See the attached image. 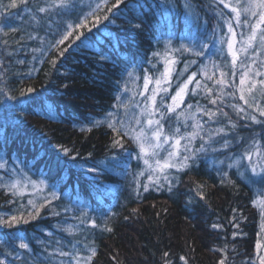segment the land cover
<instances>
[{"label": "trees", "instance_id": "16d2710c", "mask_svg": "<svg viewBox=\"0 0 264 264\" xmlns=\"http://www.w3.org/2000/svg\"><path fill=\"white\" fill-rule=\"evenodd\" d=\"M98 2L71 0L74 6L67 11L40 13L36 9L51 0H28L27 5L19 0H0V164L4 165L0 167V215L23 214L28 220L13 228L0 227V260L5 264H69L70 258L60 257L58 251L86 256L92 247L97 251L93 264H164V252L169 253L171 264H219L224 258L226 264H252L261 217L251 201L264 192V183L246 171L247 161L239 169L228 165L254 135L260 139L262 127L239 119L230 105H243L236 89L245 70L240 64L247 67L256 60L253 70L264 71L260 67L264 54H254L252 49L238 53L233 68L225 24L233 14L217 0H124L113 13L102 8L97 15H108L109 19H101L95 26V17L89 15L91 30L76 29V34L83 32L79 40L73 35L55 47L67 25L78 23ZM12 3L17 7H10ZM111 3L115 0H109V6ZM135 23H141L142 28H133ZM232 24L239 41L249 29L237 27L234 20ZM69 43L71 47L60 56L59 50ZM182 45L190 50L184 51ZM194 51L204 54L197 56ZM168 66L167 91H160L156 98L164 113L165 132L176 128L181 134L191 132L193 121L183 115L178 118L180 113L191 112L204 124L201 136L206 139L220 127L227 133L213 136L190 169L168 170L170 178L179 177L178 182L173 180L171 192L166 184L159 190L151 185L143 161L137 159L135 143L123 137V147L113 146L116 134L107 127L109 121L116 123L114 112L129 75L135 72L140 80L145 76L155 80L163 78ZM221 72L229 82L223 92L235 95H224L223 101L214 105L209 99L216 98L221 88L215 84ZM193 73L200 87L189 83L184 103L175 113L167 112L176 88ZM204 85L213 89L211 94L203 90ZM29 87L34 91L28 93ZM194 88L196 92L190 91ZM256 95L259 98V93ZM144 104H140L143 110ZM197 106L212 111L222 108L237 122V128L232 130L219 112L210 121ZM155 118L160 119V112ZM96 121L104 123L95 126ZM224 139L230 141L228 148L222 147ZM201 143L197 137L192 146L198 148ZM62 148L69 149V155ZM89 168L96 171L89 172ZM244 171L242 178L238 172ZM224 172L235 186L221 183ZM29 179L45 181L46 190H35ZM16 181L14 194L10 185ZM142 184H149V191L145 192ZM198 185L203 186L204 200L197 195ZM53 191L59 199L51 198ZM45 197L51 203L32 220L28 201L39 206ZM133 209L138 212L133 213ZM93 220L96 227L89 223ZM213 224L219 227L213 228ZM69 227L71 231L66 230ZM105 227L112 231H105ZM17 236L24 238L29 250L18 247Z\"/></svg>", "mask_w": 264, "mask_h": 264}, {"label": "snow or ice", "instance_id": "6c2138e0", "mask_svg": "<svg viewBox=\"0 0 264 264\" xmlns=\"http://www.w3.org/2000/svg\"><path fill=\"white\" fill-rule=\"evenodd\" d=\"M20 3L27 5L28 0H19ZM124 0H115V3H111L109 6V0H99L98 3H96L95 8L90 11V13L86 16H84L82 19L79 20L78 23H69L67 25V28L60 39L55 41V47H59V45H62L65 43V41L69 40L70 37L75 35V39L79 40L81 36L83 35V32L81 31L79 34L75 33L76 29H85L87 28L89 31L91 30L89 28V20L88 16L95 17L94 21L92 22V26H95L96 24H99L101 22V19L108 20V15H103L102 17L97 15L102 8L106 9L107 13H113L114 9L119 8V5L122 4ZM219 4H222L224 8L229 9V11L233 14L231 19H225V24L228 29V33L230 34L227 38V48L228 53L232 57V66L235 68L237 66V61L239 59L238 53H247L249 49L253 50V53L260 52L261 54H264V0H217ZM74 5L71 3V0H51V3L47 6H41L38 7L36 10L40 13H46L50 9L52 10H69ZM10 7L15 8L17 7L16 3H12ZM91 8V5H89ZM222 15V14H221ZM242 17L244 19L242 20ZM236 22L237 27H246L249 29V31L246 34H241V38L239 41L236 40V32L234 31V27L232 24V21ZM135 29H141L142 24L141 23H135L131 25ZM0 31H3V29H0ZM12 31H16L15 29H12ZM223 37L221 38V42H223ZM5 43H7L5 41ZM239 43L240 48H235V45ZM254 45H258V47L254 48ZM71 47V43L67 45V47L59 50V55L63 56L65 52L68 51V48ZM202 47H207V45H202ZM184 51H189L190 49L181 46ZM194 54L197 56H202L204 53L200 51H194ZM155 55V54H154ZM101 59H105V57H101ZM20 63H23V61H20ZM53 65H55L56 61H52ZM256 64V60H253L251 64H248L247 67L243 63L240 64L241 68H244L245 70L240 74V81L239 85L236 86L237 91L239 92V100L243 102V105L239 103L231 104L230 106L236 113V115L241 120H248L252 124H258L262 127V133L260 134V139H256L255 135L247 141L245 144L244 150L242 153L237 155L232 162L228 165L229 168L237 167L242 168L245 167L243 165V161H247V170H250L254 176L259 177V182L264 183V120H260L257 118V115L254 113H258L260 117H264V79L256 80L254 77H264V71L259 70L257 68L255 71L252 68V65ZM206 67V66H205ZM260 67H264V61H261ZM252 72L253 76H250L249 73ZM233 75L236 73L233 72ZM131 75V74H130ZM196 74L193 73V75L188 77V80L181 86H179L176 90L175 95L171 97L172 103L167 105V112L169 113H175L176 109L180 107L182 103H184V97L186 93L189 91L188 84L194 82L197 85V88L200 87V81L199 80H193V77ZM164 76V82H167L168 78V72L163 74ZM226 74L221 72L220 78L215 80L216 85H220L221 88L216 94V98L209 99V103L211 104H217V101H223L224 95L234 96V93H227L225 94L223 92V86L228 84V80L225 78ZM145 88L147 89L149 78L145 76ZM208 79H213V77L209 76ZM161 80H156V84L160 85ZM259 85V88L257 87ZM231 86V85H230ZM160 91L166 92V88L159 89ZM203 90L207 93L211 94L213 89L208 88L207 85L203 86ZM28 93H31L34 91L33 88L29 87L26 90ZM156 89H153V92H155ZM190 91L196 92V89H191ZM257 93H259V98L257 97ZM25 93L22 91L21 95H24ZM9 99H15L13 96H9ZM119 99V97H117ZM152 106L153 110L148 111V106H145L144 113L146 114V121H140L137 120L136 123L140 125L139 130L136 129H129L125 127L123 122H119V126H117V123H113L111 121L107 122V127L111 129L113 133L116 135L113 137V146H120L123 147L121 143V139L123 137H129L133 142H135L139 148V155L137 156V159H140L143 161L145 168L148 172V180L150 181L151 185L155 186L157 190L159 188L163 187L165 184L167 185V189L169 192L172 191L173 188V180L179 181V177H171L169 176L168 170L175 169L177 172H183L186 169H190L191 163L194 162L197 159V154L200 152H203L206 150V146L212 142V137L220 135L221 133H224L225 135V129L223 127L217 128L214 132L208 133L207 139L204 136H201V132L204 130V124L201 123L195 116V113H180L179 116L183 115L185 116V119H191L193 121L191 127V132H185L181 134L180 128H176L171 132H165L164 124L162 123L164 119V113L160 111V106H157L156 104V96L152 95L147 98ZM188 108L191 109L192 105H188ZM249 109L251 111H249ZM198 111H202L203 114L207 115L209 117V120H214L217 117V112L222 114L225 118L228 119V123L231 126L232 130H235L237 128V122L233 121L227 112H224L222 108H217V111H212L211 109H201L199 106H197ZM156 112H160V119H155ZM111 115V114H109ZM102 121H96L95 126H100ZM187 127V125H186ZM88 131H91V129H87ZM116 137H120V139H117ZM199 137L202 143L200 146L193 147V141L196 140V138ZM243 140L244 138H240ZM181 141H186L184 145L181 144ZM165 145H168L169 147H165ZM230 145V141L228 139L223 140L222 147L228 148ZM181 147H183V152H181ZM216 151L217 149H213ZM61 151L65 155H69V149L62 148ZM91 155V154H89ZM73 159H76V157H72ZM222 163V162H221ZM3 164H0V167H3ZM89 172H94L96 169L89 168ZM246 171L244 172H238V174L244 178L246 176ZM141 175L144 174L142 171L140 173ZM27 179V178H26ZM229 183L233 184L234 182L229 178V175L227 172L223 173V177L221 180V183ZM255 183L256 181H252ZM19 181L13 182L10 187L11 189L15 190L17 189ZM28 183L32 185V187L42 192L45 187V181L40 180L39 182L28 180ZM2 187V185H0ZM140 187H143V190L145 192L149 191V184H142ZM203 186L198 185L197 186V195L200 197V199L204 200L206 199L205 193L202 190ZM139 195V193H137ZM51 198L52 199H59L57 193L55 191L51 192ZM45 203L39 204L37 206V203L33 200H29L28 203L31 206V210L28 211V216L35 220L40 215V209L45 207V204L51 203V200H49L47 197L44 198ZM252 204L258 208L260 217H261V225H260V233H258V238L256 242V249H257V255L256 259L253 260L252 264H264V255H261L260 253L264 251V244L261 243V239H264V236L261 234H264V192L261 193L260 196L253 198L251 201ZM133 213H137L138 209H133ZM233 211H236L233 209ZM54 215H59V213H54ZM81 215L83 217L87 216L86 212H82ZM236 218L233 217V220ZM28 223V220L23 219V214L20 216L12 215L5 218L4 216L0 215V227H7V228H13L14 226L18 225L19 223ZM84 221L81 220V223ZM89 223L92 225V227H96V222L89 221ZM234 227H237L238 225L234 224ZM213 228L219 227V225L213 224ZM67 231H71V228L66 229ZM105 231L111 232L112 229L110 227H105ZM17 239L19 240L18 247L23 250H29V244L24 242V238L22 236H17ZM57 254L60 257H69L70 261L69 264H93V258L97 255V251L95 248L89 247L88 248V255H81L79 252H67L60 250L57 252ZM164 264H171V261L168 259L169 253L164 252ZM16 259H20L19 255H16ZM181 260L184 259V257L180 258ZM0 264H5L4 260H0ZM185 264L187 262L185 261ZM219 264H226V258L221 259Z\"/></svg>", "mask_w": 264, "mask_h": 264}, {"label": "rangeland", "instance_id": "374dc122", "mask_svg": "<svg viewBox=\"0 0 264 264\" xmlns=\"http://www.w3.org/2000/svg\"><path fill=\"white\" fill-rule=\"evenodd\" d=\"M167 72H168V78H167V81H168L169 76L171 74V67L170 66L167 67ZM176 77H178V76H176ZM158 79L161 80L160 85L156 84V80H158ZM177 80H178V78L175 81H177ZM183 84H181V85H183ZM165 86L167 87L166 82H164V76H163V78L160 77V78H157L155 80H152L149 78V83H148V86L146 89L145 88V79L140 80L138 75L135 72H132L131 75H129V77L124 82V87H123V90H122L121 95H120V102L118 104L116 111L114 112V121L117 123V126H119V122H123L125 127L129 128V129H136L138 131L140 125H138L136 123V121L140 120L143 122V121H146V119H147L146 114L144 113V110L140 104L142 102H145L144 106L147 105L148 111H152L153 106L147 98L149 96H152V95H155L157 98V96L160 92L159 89L165 88ZM177 88H176V90H177ZM153 89H156V91L153 92ZM176 90L173 93V95H175ZM171 103H172V99L169 102V104H171ZM142 115H143V117H142ZM135 145L137 146L136 143H135ZM165 147H169V146L165 145ZM137 149H138V153H139L138 146H137ZM45 188H46V186L44 187V190H46ZM84 234H85V232L82 231V236Z\"/></svg>", "mask_w": 264, "mask_h": 264}]
</instances>
